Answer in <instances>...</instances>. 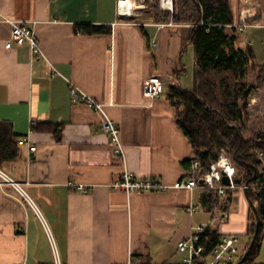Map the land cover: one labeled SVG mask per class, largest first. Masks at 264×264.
<instances>
[{"label": "crops", "instance_id": "1", "mask_svg": "<svg viewBox=\"0 0 264 264\" xmlns=\"http://www.w3.org/2000/svg\"><path fill=\"white\" fill-rule=\"evenodd\" d=\"M227 1L233 24H246L239 29L242 44L264 65V0ZM118 10L117 0H0V121L11 124L18 142L27 139L18 159L1 169L32 201L13 186H0V264L184 262L187 254L177 243L201 224L237 236L240 251L245 244L244 189L232 190L215 214L202 205L205 191L173 187L194 157L166 98L170 85L193 84L190 25L134 21ZM7 19L34 32L42 55H32L27 43L5 47ZM80 24L108 26L109 32L88 34ZM152 75L164 85L153 100L142 94L143 80ZM68 81L103 104L118 125L123 155L101 128L103 114L71 101ZM125 170L168 188L112 189ZM189 204L197 212L189 213ZM261 247L257 261L264 263V235Z\"/></svg>", "mask_w": 264, "mask_h": 264}, {"label": "trees", "instance_id": "2", "mask_svg": "<svg viewBox=\"0 0 264 264\" xmlns=\"http://www.w3.org/2000/svg\"><path fill=\"white\" fill-rule=\"evenodd\" d=\"M150 18L156 23L172 21L190 25L188 44L192 46L195 59L193 84L190 88L170 85L166 98L174 106L176 122L198 161V169L192 176L198 180L224 153L236 169L238 185L247 186L244 189L249 202L247 240L233 264L242 258L254 234L253 207L260 224L253 246L239 264H264L257 261L264 235V128L246 135L250 93L264 89V65L255 62L250 45L242 44V33L233 24L227 0H172V10L155 6ZM78 27L88 34L109 32V27L103 25L80 24ZM249 74H254V81L247 80ZM54 131L57 132V128ZM18 157L19 142L11 124L0 121V168ZM188 162L184 163L185 169ZM226 201L220 203L212 192L208 211L224 210ZM220 238L214 227L206 226L200 239L203 256L210 255ZM137 264L154 263L150 258H139ZM191 264H204V260L196 257Z\"/></svg>", "mask_w": 264, "mask_h": 264}, {"label": "built area", "instance_id": "3", "mask_svg": "<svg viewBox=\"0 0 264 264\" xmlns=\"http://www.w3.org/2000/svg\"><path fill=\"white\" fill-rule=\"evenodd\" d=\"M121 2L122 0H117L119 14L121 16L130 15V13L122 12L120 10ZM6 21L11 25L10 39L5 43L6 48H10L12 42H15L18 45L27 43L32 55H42L34 32L25 23L11 19H7ZM245 26L246 24L244 23L239 24V29L242 30ZM52 70L53 72H57L54 67H52ZM68 85L72 102L85 103L89 107L98 110L103 114L101 128L114 144V152L118 155H123L118 125L105 113L103 104L97 102L94 98L82 92L72 82L68 81ZM163 91L164 85L158 75L149 76L142 82V94L148 99L153 100L159 97ZM26 141L27 139L23 137L19 140V144L25 143ZM29 149L30 151H35L36 147L30 146ZM222 157L227 160L228 166L234 169L232 175H229L225 168L220 166V160ZM198 165V161L195 157H192L188 162V168L186 169L184 177L174 183L173 187L183 188L190 192L195 188H199L205 192H213L219 198L220 203L226 201L229 193L235 188L241 187L242 189H245L247 187L246 185L239 186L234 182L236 169L224 153H221L218 159L210 164L209 171L197 180L192 176V174L197 171ZM223 175H226L229 179L228 184L221 182ZM3 185L13 186L23 196V198L32 204L31 199L24 192L20 184L14 181L0 168V186L3 187ZM76 188L80 191H85L83 186H76ZM111 188L114 190H122L127 194H130L133 192L164 190L168 188V186L149 178H138L133 172L125 170L120 174L119 178L111 184ZM187 210L189 213H195L197 212L198 207L194 204H189ZM205 228V224L195 226L189 237L177 243L178 250L187 254V258L184 262L186 264H191L194 258L199 257L204 260V264H233L237 256L240 254L239 238L235 235L221 236L219 242L212 249L210 255L205 257L203 256L204 246L200 242ZM55 264H59L58 258L55 260ZM128 264H137V260L129 259Z\"/></svg>", "mask_w": 264, "mask_h": 264}, {"label": "rangeland", "instance_id": "4", "mask_svg": "<svg viewBox=\"0 0 264 264\" xmlns=\"http://www.w3.org/2000/svg\"><path fill=\"white\" fill-rule=\"evenodd\" d=\"M136 3V7L128 15V17H132L134 21H152L150 15L154 10L155 6H158L160 9H169L172 10V7L164 8L162 0H134ZM247 80L249 82L254 81V74H249L247 76ZM250 104L249 105V113H250V121L248 123V129L246 131V135H251L254 131L259 128H264V89H256V91L250 93ZM238 189V188H237ZM238 205L235 206V210L238 209ZM200 212L204 213L205 216L210 220L211 214L204 212L203 208L200 207ZM212 213V212H211ZM214 213H219L218 211H214ZM246 236L240 235V241L246 242ZM262 247L260 248V252Z\"/></svg>", "mask_w": 264, "mask_h": 264}, {"label": "water", "instance_id": "5", "mask_svg": "<svg viewBox=\"0 0 264 264\" xmlns=\"http://www.w3.org/2000/svg\"><path fill=\"white\" fill-rule=\"evenodd\" d=\"M221 182L224 183V184H228L229 183V179L227 178L226 175H223L222 178H221ZM234 182L235 183H240V181L238 179H234ZM210 196H211V192H205L202 194V198H201V201H202V205L204 208L208 209L209 210V199H210ZM253 211L255 213V216H256V220H255V231H254V234L249 242V245L247 247V249L245 250L244 254L242 255V258L236 262L235 264H239L240 262H242L245 257L248 255L251 247L253 246V243L255 241V238H256V235H257V231H258V228H259V224H260V217L257 213V210L255 207H253Z\"/></svg>", "mask_w": 264, "mask_h": 264}, {"label": "bare ground", "instance_id": "6", "mask_svg": "<svg viewBox=\"0 0 264 264\" xmlns=\"http://www.w3.org/2000/svg\"><path fill=\"white\" fill-rule=\"evenodd\" d=\"M162 3L164 5V8L172 7V0H162ZM136 6L137 5L134 0H122L120 10L122 12L132 13Z\"/></svg>", "mask_w": 264, "mask_h": 264}, {"label": "clouds", "instance_id": "7", "mask_svg": "<svg viewBox=\"0 0 264 264\" xmlns=\"http://www.w3.org/2000/svg\"><path fill=\"white\" fill-rule=\"evenodd\" d=\"M220 166L224 167L225 170L228 172L229 175H232L234 169H232L231 167L228 166V162L226 159H224L223 157L220 160Z\"/></svg>", "mask_w": 264, "mask_h": 264}]
</instances>
